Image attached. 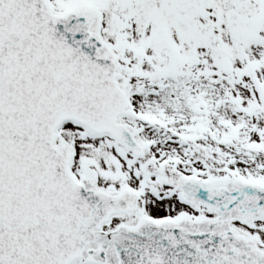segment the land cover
<instances>
[{"label":"snow or ice","instance_id":"6c2138e0","mask_svg":"<svg viewBox=\"0 0 264 264\" xmlns=\"http://www.w3.org/2000/svg\"><path fill=\"white\" fill-rule=\"evenodd\" d=\"M0 264H264V0H0Z\"/></svg>","mask_w":264,"mask_h":264}]
</instances>
